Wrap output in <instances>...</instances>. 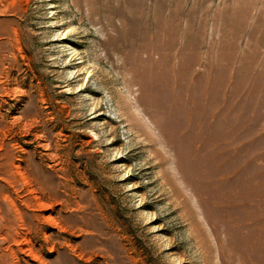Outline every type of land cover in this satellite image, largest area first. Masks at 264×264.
Listing matches in <instances>:
<instances>
[{"label":"rangeland","instance_id":"obj_1","mask_svg":"<svg viewBox=\"0 0 264 264\" xmlns=\"http://www.w3.org/2000/svg\"><path fill=\"white\" fill-rule=\"evenodd\" d=\"M0 264H264V0H0Z\"/></svg>","mask_w":264,"mask_h":264}]
</instances>
